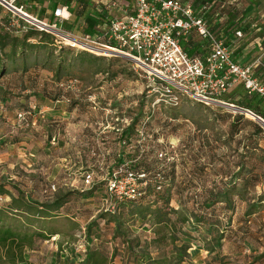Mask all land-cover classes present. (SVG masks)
I'll return each instance as SVG.
<instances>
[{"label":"rangeland","instance_id":"obj_1","mask_svg":"<svg viewBox=\"0 0 264 264\" xmlns=\"http://www.w3.org/2000/svg\"><path fill=\"white\" fill-rule=\"evenodd\" d=\"M20 2L25 5L29 14L44 22L50 21L52 4L49 0H21ZM42 9L43 11L40 12ZM6 17L7 12L1 8L0 21L5 22ZM60 25L63 31L73 28L70 31L71 34L76 36L82 34L80 30L82 22H78L76 26L68 22ZM53 38L57 46L68 48L64 45L66 40L55 36ZM195 40L198 41V38L196 37ZM55 50L53 54L57 58L62 49L55 48ZM86 52L104 58L99 68L107 73L94 75L92 72L98 67H89L85 63L75 62L70 75L62 74V83L70 78L79 82L75 90H70L65 86L57 88L52 85L53 75L42 69L41 63L23 75L18 72H9L0 79V87L4 88L9 96L6 106L0 110L7 108L16 116L17 113L25 111L29 103L36 104L37 107L44 105L43 99L38 98L31 102V99L21 95L24 82L26 84L35 82L36 85L31 86L40 94L49 92L58 98L60 95L69 98L70 103L61 104L65 110L76 108V103L73 101L75 100L74 95L77 96L82 100L84 111L91 113L88 119L100 124L99 126L104 125V128H107L104 132H113L114 137L121 134L125 121L128 125L135 121L134 132L127 138L125 146L120 145L122 148L120 153L125 156L126 162H130L131 166L139 167L148 178L156 172L166 177L169 181L165 189H171V199L179 206L182 214H188L191 211L198 214L201 212V204L210 194L226 191L230 193L228 198L231 203L237 205L238 215L232 224L228 215L219 216L224 205L217 204L211 209H203L207 213L212 211L213 219L219 217L221 222L218 228L219 233L224 231V227L226 231L222 247L210 253L213 254L211 258H216L211 264H264V259L260 258L263 254L261 229L255 227L248 229L247 234L243 219L239 226L243 230L237 228L239 223L237 219L241 216V211L259 204L261 215L262 208L264 209V206L258 202L259 196L264 192V129L261 125L248 117L235 116L232 111L221 106H201L186 98H181L178 105L165 100L158 102L156 100L160 98L154 92H148L147 82L128 59L112 53L101 54L93 50H83L82 53ZM88 95L94 96L96 109H93V105L87 101ZM241 98V94L229 92L223 97V101L232 102L238 106ZM85 121L90 122L87 119ZM254 126L260 128L261 132L257 137L259 148L251 150V145L254 143L251 132ZM29 131L31 129L14 130L12 139L4 137L6 142L7 140L13 141L15 154L12 156L14 163L11 166L0 167V178H3L0 182L15 195L14 187H18L26 192L31 190L28 196L30 199L47 202L56 195L53 191H47L54 176L53 174L47 179V174H51L52 167L48 162L54 161L57 156L54 148H60V144L55 138L53 144L49 145L46 150L41 147L38 149L36 145L43 147L45 143L39 135L35 136ZM20 133H23L22 136ZM16 134L18 136L20 134L22 140L20 145L17 144L19 142H17ZM0 142L1 150V146L6 142ZM93 142V145L83 146L89 153V160L96 158L91 155L92 149L99 150L98 142L96 140ZM32 143L34 147L31 146ZM32 149L35 151L32 152ZM157 152L165 154L161 162L156 159ZM2 153L0 151V155ZM46 159L48 162H45ZM114 164H116L115 161ZM84 171L85 168L75 174L77 179H80ZM92 172L96 181L100 172ZM255 181H257V186L253 189L252 184ZM98 187L96 192L92 191L90 196L81 197V194H78V196L70 197V202L60 210V212L65 211L66 208L69 210L71 215L67 217V220L73 218L72 222L75 224L71 229L66 221L45 220L43 224L45 228L62 231L67 235L57 236L49 242L37 241L33 252L25 251V258H29L34 264H72L75 256L78 257L79 252L95 239L97 244L93 246L101 248L112 258L116 255L117 259L127 260L128 263H132L133 256H128L125 251V242L137 254L144 252V254L148 253L158 257L170 254L173 250L172 245L168 243V240L158 242V237L154 234L155 226L152 224V219L145 218L141 221L139 216L132 215V212L136 210H145L154 198L125 201L120 204L117 212L111 214L103 211L102 200L105 199V192L102 193V190L104 186ZM9 201L8 197L2 198L0 206L7 205ZM111 220H116L119 226ZM177 226L180 224L178 223ZM183 228L188 229V225L186 224ZM83 230L84 234L79 235ZM201 235H206L201 228L192 232L190 243L192 245L188 252L195 262L190 261L188 264H201L200 258L206 252L201 250ZM179 237L182 241H186L182 236ZM136 244H139L142 250L136 249L134 247ZM180 244L181 242L177 243V245ZM196 246L199 249L194 253ZM221 254H225L223 259L219 257Z\"/></svg>","mask_w":264,"mask_h":264},{"label":"built area","instance_id":"obj_2","mask_svg":"<svg viewBox=\"0 0 264 264\" xmlns=\"http://www.w3.org/2000/svg\"><path fill=\"white\" fill-rule=\"evenodd\" d=\"M20 1L0 0V7L7 12V28L35 29L66 40L64 45L76 50L106 51L123 56L140 71L148 84V92H154L160 98L156 101L165 100L177 105L179 99L185 97L205 106H221L234 115L257 121L264 129V120L257 114L223 101L227 93L241 87L247 97L264 103V79L258 75L260 69L264 70V45H257V56L250 63L233 62L223 41L211 32L201 11H195L190 3L181 0H89V16L99 20L94 39L60 29V24L70 19L71 7L58 5L50 12L52 19L44 22L29 14ZM190 32L209 43L205 58L189 57L180 46L179 38ZM75 84L70 81L66 87L72 89ZM87 101L93 109L97 108L94 96L88 95ZM38 112L43 115L41 110ZM17 118L22 121L24 114H17ZM125 123L122 128L128 126ZM91 155L99 158L95 151ZM164 157V153H156L157 159ZM94 178L93 172L84 171L80 181L87 189L95 182H104V212H113L116 203L140 199L148 183L145 173L125 165L112 169L96 181ZM161 182L162 178L157 174V191L162 187ZM50 191H55L54 185L50 186ZM83 234L84 230L79 235Z\"/></svg>","mask_w":264,"mask_h":264},{"label":"trees","instance_id":"obj_3","mask_svg":"<svg viewBox=\"0 0 264 264\" xmlns=\"http://www.w3.org/2000/svg\"><path fill=\"white\" fill-rule=\"evenodd\" d=\"M49 1L52 4L51 10H53L58 5L71 7V17L67 22L72 26H76L78 22H82L83 25H81L82 27L80 28V30H82V35H87L94 39L97 37L95 25L99 22V20H97L95 17L89 16L91 9L89 0ZM181 1L190 3L195 11H201L205 4V0ZM1 8L2 7H0V9ZM42 11L43 9L40 10V12ZM51 19L52 17L50 15V20ZM5 21H8L7 17ZM7 24L8 22H2V25H0V79H2L9 72H18L23 75L29 69L35 68L41 63L42 69L52 73V85L57 88L58 86L60 87V85L66 87L70 81H73L76 83L75 86L72 89H68L75 90L76 85L79 83L76 79L70 78L65 83L61 82L63 73H66V76L71 74L73 63H85L89 67H98L92 72L94 75L107 73V71H103L101 68H99L102 61H104V58L87 54V52L82 53L83 51L81 52V50H76L70 47L63 48L57 46L54 42L53 36L43 31H38L35 29L20 31L15 28H7ZM72 30L73 28H70L68 31L70 32ZM212 33L217 37L215 32ZM179 43L184 52L189 57H199L201 59L205 58L210 48L208 42L201 39L196 41L192 32L181 36L179 38ZM55 48L62 49L57 58H55L53 54L56 51ZM23 85L24 86L21 87V95H24L23 92L28 87L26 85L31 87H28L31 93L29 95H24V98L33 96L35 100L38 98L41 100L46 97L48 99H52L53 101L70 103V99L62 95H60L58 98L49 92L40 94L35 88H32L31 86L36 85L35 82L28 84L24 82ZM45 85L47 86V84ZM241 97L242 98L237 105L254 112L264 120V103L254 97H247L245 93H242ZM8 98L9 96L7 95L6 90L0 87V102L6 106ZM181 98L179 99V102ZM73 103L77 104L75 101H73ZM33 107L36 109L33 110ZM40 110L41 109L38 108L36 104L29 103L25 111L17 113L24 114V119L22 121L18 120L17 114L14 116L13 129L20 131L23 129L30 130L38 127L39 123L45 121L44 116L38 112ZM134 129L135 121H132L122 130L118 139L119 146L121 145V147H123L126 145L127 138L133 134ZM260 132V128L255 126L252 127L251 137L254 140V143L251 145V150H256L259 148V145L257 144L259 139L257 137ZM93 151L95 150L93 149ZM95 152L99 155V158L101 157L100 154H103L99 150ZM122 165H125L127 168L138 172L141 171L139 167L131 166L130 162H126L124 159L118 164H113L112 167L106 166L107 169L100 173L99 177H102L105 173H109L112 169H116ZM157 174H159L162 178V187L159 191L155 189V176ZM146 179L148 180V183L145 187V194L143 197L137 200L142 201L147 198L154 199L151 201V204L145 208V210H136V212H132V215L139 216V220L141 221H144L145 218L152 219V224L155 226L154 234L158 237V242L160 240H168V243L172 245L173 250L169 255H164L162 258H152L148 253H135V251L129 248L130 246H128V243L125 242V251L127 252L128 256H133V264L136 262V260H139L140 264H180L183 261V258L187 257V251L189 250L190 245H192L190 244L192 242V232L197 231L199 228H201V230L206 234L201 235V250H204L210 254L216 249H220L222 247V243L225 240V227L224 231L219 233L218 228L221 224L219 217L213 219L214 215L212 214V211L207 213L203 211V209H211L217 204L224 205L221 209V215L219 216L225 217L226 213L231 211L235 205V203L232 204L231 200H229L228 196L230 193L228 191L218 194H210L201 204V212L198 214L194 211H191L188 214H182L181 211L173 210L169 206L170 200L172 198V191L170 188L165 189L169 181L166 177H164L161 173L156 172V174H153L151 178H148L146 175ZM256 182L257 181L252 184L253 189L257 186ZM95 184H98L97 186H104V182L98 181L95 182L88 190H93V188H96ZM14 189L16 191V195H13L11 190H5L4 184H0V195H5L10 200L7 205L0 206V264H28L25 258V251L32 250L37 241H45L56 236L67 235V233L62 231H55L45 228L43 226L45 220L60 219L61 221H66L67 226L70 229L75 225L72 220H67L68 216L64 218L59 216L60 210L64 209L70 202L72 193L68 192L65 194H58L55 195L50 201L38 202L30 199L18 187H14ZM258 202L264 206V192L263 195L259 196ZM122 203L123 202L116 203L114 205V211L109 213L113 214L114 212H117L120 204ZM66 211L68 212L69 210L66 208L63 212ZM257 212H259V204L249 206L245 209L243 217L245 219L246 217ZM170 215L175 216V220H172ZM111 221L117 224L116 220ZM38 223H40L39 226ZM178 223L180 226H177ZM186 224L188 225V229L183 228V226L185 227ZM117 226H119V224H117ZM179 236L185 238L186 241H182ZM208 236H210V238H208ZM178 242H181V244L177 245ZM96 244L97 241L95 239L91 241L90 245L88 244L85 246V249L79 252V256H75V261L72 264H112V256H109L107 252L101 248L93 246ZM134 247L136 249L142 250L139 244H136ZM197 247L198 246L195 247L193 252L199 249ZM115 256L116 255H114V257ZM263 256L264 252L262 255H260V258H263ZM219 257L220 259L224 258L221 256ZM126 258L128 259L127 256Z\"/></svg>","mask_w":264,"mask_h":264},{"label":"crops","instance_id":"obj_4","mask_svg":"<svg viewBox=\"0 0 264 264\" xmlns=\"http://www.w3.org/2000/svg\"><path fill=\"white\" fill-rule=\"evenodd\" d=\"M201 15L206 20L209 29L211 28L212 32H215L217 37L223 40L225 47L228 48L231 54L232 61L237 64L244 65L250 63L257 56V45H264V0H205L204 7L201 9ZM192 33L196 38L197 35L194 32ZM237 33H240V36H237ZM258 75L264 79V70L260 69L258 71ZM231 92L239 94L244 93L241 87H236ZM30 93L31 91L28 87L23 92L24 95H29ZM74 98V101L77 102L75 105L76 108L65 110L61 105L63 104L62 101H53L52 99L44 97V105L38 107L43 112L45 121L39 123L38 127L31 129L29 132L35 136L39 135V138L45 143V145L42 144L44 145L43 147L36 145L38 149L41 147L43 150H46L49 145H52L53 142L50 141L52 137L56 138V141L58 140V143L60 144V148H54V150L57 151V156L54 158V161L48 162L47 159L45 160V162L47 161L50 165H52L51 174H47V179L54 174L52 182H50L49 186L54 185V192L56 195L70 192L72 193V197L78 196V194H81L80 196L84 197L90 196L92 191L96 192L99 188L97 186L98 184H95L96 188H93V190H88L83 187L80 179H77L75 174L83 168H85V171L102 173L107 169L106 166L112 167L114 161L117 164L122 162L124 160V155L120 153V150L122 149L118 143L120 135L114 137V135H112L113 132H104L107 128H104V125L99 126L100 124L94 123L92 119H88V115L91 113L84 111V105L81 104L82 100L78 99L75 95ZM29 99H31L32 102L36 101L33 96H30ZM4 106L5 104L0 102V108H3ZM86 119L90 122H86ZM13 124V112L7 108L0 110V141L6 142L4 137L12 139L14 135ZM96 125L98 126L96 127ZM20 134L22 136L23 133ZM20 134L19 136L16 134L18 139L17 142H19L17 144L19 145L22 144L20 143V141H22L20 139ZM94 140L98 142L97 145L99 151L103 154H100V158H93L92 160H89V153L88 151H85L83 146L87 147L88 145H93ZM14 146L15 145L11 140H7V142L1 146L0 151L3 153L0 155V167L4 165L8 167L14 163V158L12 157L13 154H15ZM31 146L34 147V144L32 143ZM38 149L36 150V153L38 152ZM31 151L34 152L35 150L32 149ZM28 163L31 162L28 161ZM1 179L3 178H0V180ZM0 184L3 183L0 182ZM4 188L5 190H8L5 185ZM47 191L51 192L50 187H48ZM23 192L26 196H30L31 190ZM103 192L104 188L102 190V193ZM4 197L7 196L0 195V200ZM169 206L173 210L180 211L179 206L174 204L172 199L170 200ZM262 210V216L259 212H257L245 219L243 217L245 210L241 211V216L237 219L239 222L237 228L241 229L239 226L242 224L241 219H243L247 234L249 233L248 229H253L254 227L261 229V244L263 246L262 251L264 252V209ZM69 215H71L69 211L59 213L61 218ZM227 215L230 223L232 224L233 220H235V217L238 215V207L236 204L231 211L226 213V216ZM170 218L172 220L175 219L173 215H170ZM70 220L74 221L73 218H70ZM52 239H55V237ZM49 241L50 240H45L43 242ZM33 249L28 251L33 252ZM187 253V257L183 258V261L180 264H188L190 261L195 262V260L191 259V254L188 251ZM204 254L205 255L200 258L201 264H211V262L216 259L211 258L213 254H209L208 252H204ZM163 256L164 255L151 257L162 258ZM224 256L225 254H221V257ZM262 259H264V256ZM26 260L29 264H34L29 258ZM119 260L120 258L117 259L116 257H113L112 264H133L130 262L128 263L127 260ZM134 264H140V261L136 260Z\"/></svg>","mask_w":264,"mask_h":264},{"label":"bare ground","instance_id":"obj_5","mask_svg":"<svg viewBox=\"0 0 264 264\" xmlns=\"http://www.w3.org/2000/svg\"><path fill=\"white\" fill-rule=\"evenodd\" d=\"M97 52H100L101 54H109V52L106 51H97Z\"/></svg>","mask_w":264,"mask_h":264}]
</instances>
